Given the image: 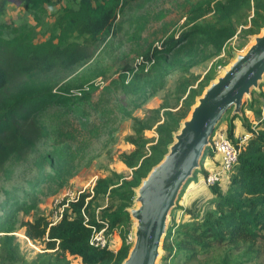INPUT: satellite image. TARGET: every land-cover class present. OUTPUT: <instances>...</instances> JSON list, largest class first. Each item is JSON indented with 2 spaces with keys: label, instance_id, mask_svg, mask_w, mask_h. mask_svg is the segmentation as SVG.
Wrapping results in <instances>:
<instances>
[{
  "label": "rangeland",
  "instance_id": "obj_1",
  "mask_svg": "<svg viewBox=\"0 0 264 264\" xmlns=\"http://www.w3.org/2000/svg\"><path fill=\"white\" fill-rule=\"evenodd\" d=\"M199 1L139 0L120 14L111 34L100 38L91 58L70 71L53 72L44 80L56 91L72 93L80 89L81 94L73 96L69 104L50 106L39 115L49 137L40 141L25 159L9 160L7 170L0 175V237L6 234L2 227L10 226L9 235L17 246V252L9 254L0 244V264H10L12 259L15 264H81L79 257L46 249L44 240L29 239L22 223L40 214L48 217L55 197L65 192L91 191L98 177L129 178L132 169L119 156L133 149L129 143L133 118L149 123L154 117H167L173 125L170 113L184 104L189 90L198 91L206 82L205 76L214 78L236 52L249 45L251 34L245 29L253 16L255 0H240L203 14L193 11ZM9 2L0 18L7 25L5 36L12 35V28L32 30L34 40L41 42L49 38L58 41L59 30L54 21L62 8L76 7L78 0H61L36 12L23 8L18 0ZM214 23L232 26L236 34L224 41L221 36L204 37L193 43L179 41L182 33ZM70 39L77 37L72 35ZM176 39L179 44L173 50L153 54L159 46L176 44ZM263 103L257 97L254 107ZM243 111L245 124L238 118L233 120L234 142H240L245 134L249 137L248 126L256 129L259 125V117L246 103ZM230 112L215 128L212 141L221 128L227 130ZM144 138L147 146L155 143V126L144 131ZM213 155L210 157L206 149L201 160L207 174L205 165L218 166V158ZM203 173L187 180L171 213L169 240L177 239L174 232L179 224L191 222L194 215H204L214 208L216 196L211 186L202 181L207 175ZM219 187L225 189V184ZM96 202L103 207L106 199ZM124 227L130 230V224ZM120 233L117 230L112 235L117 249L122 245ZM184 259L183 253H173L168 259H161L160 264H186ZM187 264H264V232L250 247L244 243H214Z\"/></svg>",
  "mask_w": 264,
  "mask_h": 264
},
{
  "label": "trees",
  "instance_id": "obj_2",
  "mask_svg": "<svg viewBox=\"0 0 264 264\" xmlns=\"http://www.w3.org/2000/svg\"><path fill=\"white\" fill-rule=\"evenodd\" d=\"M23 8L36 12L45 5L61 0H20ZM139 0H78L76 7L66 6L56 17L54 24L59 30L58 41L49 38L36 42L32 30L12 28V35L5 36L7 25L0 21V175L5 173L6 163L11 159L23 160L33 151L37 144L49 137V130L39 119L47 108L53 105H67L75 94L68 90L61 92L52 89L45 83L49 75L57 71H70L79 62L91 58L102 36L112 33L117 18L126 9L131 8ZM200 0L193 11L199 14L222 10L226 5H234L240 0ZM9 0H0V18L4 14ZM264 25V0H255L249 34L259 32ZM236 34L234 27L217 23L191 29L182 33L180 40L172 46L166 44L154 50L160 52L173 50L178 42H194L204 37L221 36L226 40ZM75 35L77 39L71 40ZM80 39V40H79ZM173 39V37H172ZM179 40V41H177ZM213 77H206V82L197 91L191 88L184 104L173 115V125L167 117H154L152 122L133 118V134L129 143L133 149L120 154L122 163L132 169V175L120 176L114 180L110 176L98 177L92 184L91 191L82 192L77 200L70 203V208L56 224L49 225L45 215H36L32 220L22 223L25 235L31 240H44L45 248L52 249L62 255L79 257L81 264H119L126 256L130 242L126 240L129 228V214L125 208L132 204L133 187L137 186L150 168L156 164L167 151L172 141V132L177 129L179 121L186 116L195 97ZM45 80V81H44ZM264 83L259 92H252V99L246 105L260 121L258 128L248 126L249 137L239 146L237 162L224 184L211 185L216 196L213 209L204 215L196 214L191 222L179 224L176 238L169 240L172 227L169 226L163 240L164 254L168 259L173 253L185 255L187 264L195 260L200 253L208 251L214 243H229L239 246L241 243L250 247L264 232V103L255 108L257 97L264 102ZM91 87L93 85H90ZM242 124L247 117L235 116ZM233 120L228 122L227 135L233 141ZM155 126L157 139L147 146L144 131ZM238 146V142H234ZM212 155V147L207 148ZM204 155V154H203ZM206 171L201 168L195 171ZM122 179V180H119ZM183 190V189H182ZM183 191L180 195H182ZM105 198L106 204L101 207L96 202ZM100 207V208H99ZM83 212L87 215L85 223ZM97 218L109 223L110 229L118 228L122 235V245L116 251L109 248H95L89 244L91 228L98 225ZM6 233L0 237V244L9 254L17 252L13 244L10 226L2 227ZM15 258V257H14ZM10 264H15L13 259ZM7 264V263H5Z\"/></svg>",
  "mask_w": 264,
  "mask_h": 264
},
{
  "label": "water",
  "instance_id": "obj_3",
  "mask_svg": "<svg viewBox=\"0 0 264 264\" xmlns=\"http://www.w3.org/2000/svg\"><path fill=\"white\" fill-rule=\"evenodd\" d=\"M11 1V0H9ZM21 3L20 0H18ZM251 42L236 52L195 97L186 116L172 132L167 151L133 187L129 214L130 245L119 264H160L163 240L172 211L188 179L202 168L211 135L230 110L228 122L243 116V105L264 83V25Z\"/></svg>",
  "mask_w": 264,
  "mask_h": 264
},
{
  "label": "built area",
  "instance_id": "obj_4",
  "mask_svg": "<svg viewBox=\"0 0 264 264\" xmlns=\"http://www.w3.org/2000/svg\"><path fill=\"white\" fill-rule=\"evenodd\" d=\"M158 47V46H157ZM72 94L80 95V89L72 92ZM214 132V131H213ZM213 133L211 135V147L214 153V156L217 159L218 166L209 171V173L203 177V182L207 185H214L216 183L225 184L228 179V175L232 172L235 163L237 162V156L239 152V146L242 142L247 140L248 134H245L243 137H240V142L238 146L234 145L233 141L227 135L225 129H220L218 136L215 140L212 141ZM79 192H65L64 194L55 197L53 204L51 206V211L47 217L49 225L56 224L61 220L66 210L70 208V203L78 199ZM85 218L84 222L88 221L87 215L83 212ZM99 226L89 225L91 228V234L89 238V244L95 248H109L114 251L117 248L114 245V239L112 238L113 231H120L118 228L110 229L109 223L97 218ZM28 239V238H27ZM126 240L131 241L130 234L128 233Z\"/></svg>",
  "mask_w": 264,
  "mask_h": 264
},
{
  "label": "crops",
  "instance_id": "obj_5",
  "mask_svg": "<svg viewBox=\"0 0 264 264\" xmlns=\"http://www.w3.org/2000/svg\"><path fill=\"white\" fill-rule=\"evenodd\" d=\"M9 3L10 2H8L7 3V5H6V9H5V11L7 10V8H8V5H9ZM3 17V15L1 16V18ZM210 155V154H209ZM210 157H211V155H210ZM214 157V155L212 156V158ZM209 159V158H208ZM207 165H205V169H209V171H211V170H213L215 167L213 166V164L212 165H210V167H206Z\"/></svg>",
  "mask_w": 264,
  "mask_h": 264
}]
</instances>
